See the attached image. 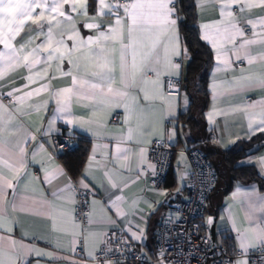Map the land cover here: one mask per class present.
Here are the masks:
<instances>
[{
	"label": "crops",
	"instance_id": "0c3cea01",
	"mask_svg": "<svg viewBox=\"0 0 264 264\" xmlns=\"http://www.w3.org/2000/svg\"><path fill=\"white\" fill-rule=\"evenodd\" d=\"M194 2L200 37L211 50L213 62L206 84L202 130L192 137L201 139L199 142L214 152H222L237 141L264 133V27L257 24L253 29L246 23L264 16V9L241 12L237 3L225 9L221 17L219 4L232 0H213L203 7L198 0ZM90 8L88 0L85 16L65 5L64 11L72 19L57 17L60 23L52 26V47L64 53L62 58L57 54L58 58L49 61L41 50L45 62L31 69L22 66L23 55L47 39L40 34L41 27L29 21L12 41L19 49L30 37L33 39L21 53V66L9 68L7 61H0L6 73L0 79L2 264H95L94 254L108 229L123 231L139 252L149 257L168 204L185 198L183 150L191 136L179 132L177 138L171 126L188 111L190 100L182 87L178 96L163 92V78L183 77L189 60L176 14L172 17L177 20L174 29L138 25L130 39V21L122 8L104 16H97V0ZM228 11L233 17L227 16ZM117 15L123 26L115 23ZM86 23L100 27L89 29ZM231 23L242 28L248 25L249 31L233 40ZM48 27L45 20L44 33ZM110 27L115 31L109 32ZM149 37L158 40L155 48ZM244 40L255 43L241 48ZM0 52L7 55L8 50L0 44ZM101 72L102 76L96 75ZM115 113L118 117L113 120ZM60 125L67 134L89 140L86 159L75 178L53 150L52 136ZM165 137L174 144L170 161L173 183L153 188L147 149L152 140ZM262 158L264 139L235 165L254 166L264 178ZM211 160L220 171L206 206L207 218L215 216V241L228 231L237 248L240 236L248 245L247 252L263 246L257 237L264 229V192L256 183L240 180L231 181L227 188L222 158L216 154ZM73 181L94 192L88 199L90 215L84 223L74 217ZM238 259L247 260L245 256Z\"/></svg>",
	"mask_w": 264,
	"mask_h": 264
},
{
	"label": "built area",
	"instance_id": "2783aa9c",
	"mask_svg": "<svg viewBox=\"0 0 264 264\" xmlns=\"http://www.w3.org/2000/svg\"><path fill=\"white\" fill-rule=\"evenodd\" d=\"M124 4V0H111ZM245 32L249 31L244 25ZM181 76L163 78L165 95L178 96L181 91ZM113 114L112 119H117ZM169 123V122H168ZM60 125L52 136L54 149L68 151L73 147L72 136L63 132ZM187 144L184 147L185 198L172 200L161 219L155 235L152 256L140 253L136 244L120 230L108 229L104 232L102 243L95 252V264H228L234 259L246 257L248 264H264V245L242 253L235 247L230 232L215 241L213 245L207 225L206 206L215 187L216 173L211 161L200 148V144ZM174 144L168 137L152 140L147 149V165L152 167L149 184L153 188L163 185L170 169ZM76 196L74 217L84 223L90 215L88 199L94 194L92 189L80 188L72 183ZM78 253L81 249L77 248Z\"/></svg>",
	"mask_w": 264,
	"mask_h": 264
},
{
	"label": "snow or ice",
	"instance_id": "6c2138e0",
	"mask_svg": "<svg viewBox=\"0 0 264 264\" xmlns=\"http://www.w3.org/2000/svg\"><path fill=\"white\" fill-rule=\"evenodd\" d=\"M198 2L199 5L203 7L204 4L212 3L213 0H198ZM237 3L240 4L241 12L251 11L254 8L264 9V0H242V2H240V0H232L231 3L222 2L219 4L221 17L225 15V9H229ZM69 4L72 12H76L77 14L83 13L85 16L87 15L88 0H0V44L4 45V48L8 50L7 55L4 52H0V61H7L9 68L21 66V53L26 51L27 45L31 44L33 39L30 37L19 49L13 46L12 41L21 35L29 21H31L32 24L40 26V34L45 35L47 39L46 43L37 44L30 52L23 55L22 66L31 69L35 65L45 62L41 55V50L48 54L47 60L49 61L58 58L57 54H59V58H62L64 53L60 52L59 48L52 47V26L60 23L57 17H62L67 20L72 19V16L64 11V6ZM173 4L174 0H133L132 3L126 2L124 4H112L107 2V0H97V16L111 15L114 14V11L118 12V10L122 8L125 13V18L130 21L128 25V35L129 38L132 39L133 31L138 25H157L165 30L170 28L174 29L177 20L172 18L175 15ZM37 9H39L38 15L36 14ZM46 13L48 14L47 16ZM227 16L233 17V13L228 11ZM45 20H47L49 25L47 33H44L42 28ZM115 23L123 26V20L118 15L116 16ZM246 23L250 24L253 29L257 27V24L264 27V16L257 17L255 22L248 20ZM85 27L89 29H98L100 25L96 23H86ZM203 27L208 26L204 25ZM230 27L234 31V35L231 39L235 40L236 36H244L243 28L237 23H231ZM145 30L151 32V28H146ZM114 31L115 29L109 28V32ZM100 35L104 36L105 34L101 33ZM254 35H256L255 32ZM149 38L152 39L151 37ZM175 39L178 46V35L175 36ZM203 39L207 40L209 37L204 36ZM89 42H91V38H89ZM59 43H63V41ZM157 43V39H152L153 48H155ZM252 43H255V41L244 40L243 43L240 44V47L243 48ZM176 54H179V50H177ZM251 62L252 61L249 60V63ZM133 67H135V56H133ZM5 74V71L0 68V79H2ZM96 75L102 76L103 73H96ZM27 79H31V77ZM93 87H95V85H93ZM63 91L71 92V89H65ZM8 95L12 96L13 93L9 92ZM28 95H31V93ZM20 99L23 98L21 97ZM2 107L3 105L0 104V108ZM262 123H264V121H262ZM261 163L264 164V158H262ZM9 187H11V185H9ZM85 187L87 186L85 185ZM113 187H115V185H113ZM239 239V248L242 250L243 254H246L248 245L245 243L243 236H240ZM257 240L259 244L264 245V229L261 230ZM0 264H2V261H0ZM235 264H248V261L246 259H238Z\"/></svg>",
	"mask_w": 264,
	"mask_h": 264
},
{
	"label": "trees",
	"instance_id": "16d2710c",
	"mask_svg": "<svg viewBox=\"0 0 264 264\" xmlns=\"http://www.w3.org/2000/svg\"><path fill=\"white\" fill-rule=\"evenodd\" d=\"M94 4L95 0H89L90 10L93 8ZM174 8L178 19L181 41L185 51L189 55V60L184 69L181 87L187 92L190 103L188 111L184 114H180L177 118V122L171 127L175 129L177 138H179V132H182L191 136L188 138L187 144H195L201 141V139H198V137L194 138L192 135L202 130V113L207 104L206 84L213 58L211 50L200 37L194 0H175ZM62 130L65 132L64 127ZM69 135L72 136L73 141L71 150L58 151L54 149V147L53 150L56 152L69 175L75 178L80 173L86 159L89 140L83 136L74 137L72 134ZM263 139L264 133H260L249 140L237 141L229 149L222 152H214L211 148L205 147L206 144L204 142L199 146L206 157L211 161L213 167L215 165L211 160L212 156L216 154L220 155L226 170V177L228 178L227 188H229V183H231V181L240 180L254 182L258 185L260 191L264 192V178L258 174L254 166L235 165L237 160L246 156L250 151H253L256 146L258 147ZM214 169L217 177L220 171L217 166H215ZM172 181L173 177L169 169L163 184L171 185L173 183Z\"/></svg>",
	"mask_w": 264,
	"mask_h": 264
},
{
	"label": "water",
	"instance_id": "95a60500",
	"mask_svg": "<svg viewBox=\"0 0 264 264\" xmlns=\"http://www.w3.org/2000/svg\"><path fill=\"white\" fill-rule=\"evenodd\" d=\"M211 221V222H210ZM207 225L210 232L213 245L215 244V216H209L207 218Z\"/></svg>",
	"mask_w": 264,
	"mask_h": 264
}]
</instances>
